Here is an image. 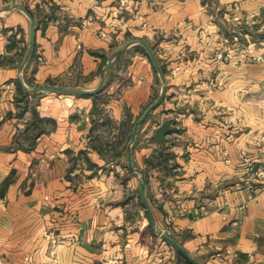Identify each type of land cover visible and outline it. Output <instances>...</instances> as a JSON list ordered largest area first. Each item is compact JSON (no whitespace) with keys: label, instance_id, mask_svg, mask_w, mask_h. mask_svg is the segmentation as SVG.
Masks as SVG:
<instances>
[{"label":"crops","instance_id":"0c3cea01","mask_svg":"<svg viewBox=\"0 0 264 264\" xmlns=\"http://www.w3.org/2000/svg\"><path fill=\"white\" fill-rule=\"evenodd\" d=\"M238 33L264 52V0H0V256L264 264V190L242 162L264 165V61L215 55Z\"/></svg>","mask_w":264,"mask_h":264},{"label":"built area","instance_id":"2783aa9c","mask_svg":"<svg viewBox=\"0 0 264 264\" xmlns=\"http://www.w3.org/2000/svg\"><path fill=\"white\" fill-rule=\"evenodd\" d=\"M234 44L230 46L227 50L219 49L216 52V57L219 59L227 60L232 64H238L242 60L252 59L257 61H264V52L259 51L257 46L254 43H245L241 41L239 35L235 34L233 36ZM257 143L259 144V151L262 155H264V134L259 136L257 139ZM242 162L251 170H253L256 174V181L262 182V189L264 190V165L256 166L255 159L247 152H243ZM256 188L254 184L251 186V190L254 191ZM254 194L252 193V196ZM167 233H171L170 230L166 231ZM45 235L50 240L52 246H55L59 241V234L57 230L53 227L46 228L44 230ZM162 235V233H160ZM57 260V258H54ZM0 264H9L7 259L3 256H0Z\"/></svg>","mask_w":264,"mask_h":264},{"label":"water","instance_id":"95a60500","mask_svg":"<svg viewBox=\"0 0 264 264\" xmlns=\"http://www.w3.org/2000/svg\"><path fill=\"white\" fill-rule=\"evenodd\" d=\"M141 43H143L146 48H147V51L149 52L150 56L152 57V59L154 60L155 64L157 65L158 68H161V65L159 63V60L157 58V55L156 53L154 52L152 46L145 40L141 39L140 40ZM43 88H48V89H52V90H55L56 88L53 87V86H43ZM64 89H67V90H74L73 88H70V87H65ZM165 90V87L164 89ZM164 93V92H163ZM163 98V95L156 101H154L147 109L146 111L144 112V114L139 118V120L136 122V125H135V128H134V136L133 138H135V135L138 131V127H139V124L142 123L146 118L147 116L151 113V111H153L161 102V99ZM171 130V122L169 119H165L163 122H161L157 127H156V130H155V137L160 140L163 144V147L165 148L166 146V143H167V133ZM164 148L162 150H164ZM142 193H143V196H144V200L147 204V207L149 210L150 209V206L147 202V198L145 196V189L142 188ZM162 235L168 239L169 241H171L175 246H177L182 252H184L187 256L191 257L189 252L185 249V247L178 241L176 240L173 236H171L169 233H167L166 231H162L161 232Z\"/></svg>","mask_w":264,"mask_h":264},{"label":"trees","instance_id":"16d2710c","mask_svg":"<svg viewBox=\"0 0 264 264\" xmlns=\"http://www.w3.org/2000/svg\"><path fill=\"white\" fill-rule=\"evenodd\" d=\"M141 46H142V48L144 49V52H146L149 56H150V54H149V52L147 51V49H146V47L143 45V44H141V43H139ZM151 57V56H150ZM108 58V56H105L104 55V62L106 61V59ZM166 67L164 66V65H161V72H162V74L163 75H165L166 74ZM53 83V82H52ZM19 87H20V89L22 90L21 92H22V94H21V96H25V95H28L29 93H30V91L27 89V88H25L21 83H19ZM50 121V119L48 118V119H46V118H43V117H41V116H39V114L38 113H36V111H35V115H34V117H33V119L31 120V124L34 126V127H36L37 128V130L38 129H41V128H45V124H43V122L44 121ZM26 130H28V129H26ZM25 130V131H26ZM132 130H133V124L131 125V126H129V132H128V137H129V139L131 138V136H132ZM30 135L29 136H32L33 135V133H29ZM155 157L157 158V160H159V161H162V159H163V157H162V154L159 152V151H157L156 153H155ZM150 162H151V159H148ZM165 163H167V161H168V158H167V155H165ZM147 177H145V181L147 180L146 179ZM171 235H174L173 233H170ZM182 253V252H181ZM183 254V253H182ZM184 255V254H183ZM185 256V255H184ZM188 260H190L188 257H186ZM194 264H201L200 262H194Z\"/></svg>","mask_w":264,"mask_h":264},{"label":"rangeland","instance_id":"374dc122","mask_svg":"<svg viewBox=\"0 0 264 264\" xmlns=\"http://www.w3.org/2000/svg\"><path fill=\"white\" fill-rule=\"evenodd\" d=\"M237 35H239V33ZM239 38H240L241 41H243L240 35H239Z\"/></svg>","mask_w":264,"mask_h":264}]
</instances>
